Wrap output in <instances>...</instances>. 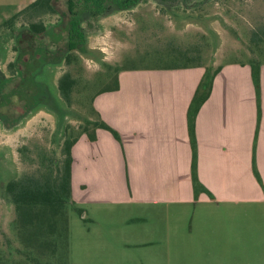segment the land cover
Masks as SVG:
<instances>
[{
  "label": "rangeland",
  "instance_id": "1",
  "mask_svg": "<svg viewBox=\"0 0 264 264\" xmlns=\"http://www.w3.org/2000/svg\"><path fill=\"white\" fill-rule=\"evenodd\" d=\"M19 1L22 0H0V26L9 17L7 14L12 16L27 2ZM55 2L59 14L67 13L68 0ZM59 14L23 16L15 21L14 31L31 22L55 26L60 21ZM84 28L88 53L75 54L77 60L72 64L50 68L46 74L52 85V103L38 94L34 107H47L30 112L17 127L7 128L0 123V264H35L21 257L26 246L19 236L17 212L5 186L25 175L40 177L51 161L63 160L64 131L68 129L67 136L77 138L88 121L97 119L94 98L113 87L120 69L200 64L211 76L232 63H264V0H188L187 7L173 9L149 0L132 11L89 17ZM9 30L5 28L2 33H7L0 38V102L12 88L11 84L6 89L3 81L13 76L11 65L18 57L12 35L15 32ZM65 75L76 83L70 103H62L68 113L59 127L53 109L55 98L62 100L59 82ZM24 92L28 100V85ZM194 212L193 208L174 207L165 214L162 209L125 204L72 208L68 213L67 241L59 247V255L63 264H212L213 253H203L202 248L206 247V238L224 231L228 221L216 223L215 227L201 219L193 225ZM198 213L230 216L226 208H199ZM193 230L200 248L197 256L182 251L181 237L190 236ZM240 253L235 259H219L227 264L261 263L262 256L251 248ZM42 257L46 261L47 256Z\"/></svg>",
  "mask_w": 264,
  "mask_h": 264
},
{
  "label": "crops",
  "instance_id": "2",
  "mask_svg": "<svg viewBox=\"0 0 264 264\" xmlns=\"http://www.w3.org/2000/svg\"><path fill=\"white\" fill-rule=\"evenodd\" d=\"M35 1L27 0L12 16ZM205 72L123 70L119 90L96 95V112L121 142L102 129L94 142L79 138L72 149L73 199L77 208L125 204L165 214L193 208V225L201 219L215 227L228 221L202 248L213 253L212 264H227L219 258L235 259L246 248L264 264V63L260 97L249 64L225 65L215 77L195 121L197 194L188 114ZM199 208H226L230 216L200 215ZM196 237L194 230L181 237L184 253L200 255Z\"/></svg>",
  "mask_w": 264,
  "mask_h": 264
},
{
  "label": "trees",
  "instance_id": "3",
  "mask_svg": "<svg viewBox=\"0 0 264 264\" xmlns=\"http://www.w3.org/2000/svg\"><path fill=\"white\" fill-rule=\"evenodd\" d=\"M149 0H68L67 13H60L56 8L55 0H37L0 26V38L7 33L3 30L10 29L16 41L15 50L18 54L16 62L11 65L13 76L4 79L5 88L8 92L3 95L0 102V123L7 128L17 127L29 115L30 112L39 110L34 107L33 102L38 94L45 96L47 103H52V85L46 78L50 68L57 69L62 64H72L77 60L75 54L85 55L88 53V36L84 24L89 17L100 18L109 16L114 12L132 11L139 5ZM160 5L168 9L187 7L188 0H157ZM179 2L178 5L173 3ZM172 3V4H171ZM173 5V6H172ZM46 14H59L60 21L55 26H45L41 22H31L26 28L14 31L16 20L21 17H41ZM52 43V44H50ZM56 45V47L53 46ZM183 55H185L183 53ZM182 55V56H183ZM192 60L191 58H187ZM252 68V77L258 96L261 94V62L249 63ZM189 67H203L202 65L188 64L183 67H149L147 69H178ZM136 67H127L119 70L113 87L101 93L117 91L119 85V73L123 70H137ZM222 68H219L210 76L206 69L204 78L200 83L189 108V133L193 149L192 174L196 193L200 190L197 177L196 159V116L202 105L211 95L215 77ZM44 76V79L42 78ZM8 82V83H7ZM10 83V84H9ZM59 90L62 100L55 98L53 113L59 120V127L63 126L66 120V111L63 108V101L70 103V94L76 83L70 75H65L59 82ZM28 85L29 92L26 100L24 86ZM100 94V93H99ZM34 107V108H33ZM47 107V106H46ZM91 128V129H90ZM102 129L110 132L116 140L121 142V137L102 120L97 113L95 121H88L81 135L77 138L67 136L66 129L63 145V160L61 162L51 161L40 177L25 175L19 180H12L5 190L11 204H14L18 220L19 236L26 251L21 254L27 263L35 264H63L62 255H59V247L64 246L67 241L68 213L70 209L77 208L72 195V149L82 135H86L92 142L96 141L97 130ZM60 132V131H59ZM3 182V175L0 172V184ZM83 214V212H82ZM38 254V255H37ZM37 255V256H35ZM42 255L47 256L42 261ZM25 263V262H24Z\"/></svg>",
  "mask_w": 264,
  "mask_h": 264
}]
</instances>
